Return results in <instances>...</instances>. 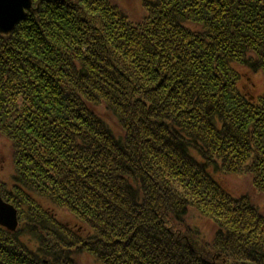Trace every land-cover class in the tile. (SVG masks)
<instances>
[{"label": "trees", "instance_id": "obj_1", "mask_svg": "<svg viewBox=\"0 0 264 264\" xmlns=\"http://www.w3.org/2000/svg\"><path fill=\"white\" fill-rule=\"evenodd\" d=\"M32 4L0 34V264H264V0Z\"/></svg>", "mask_w": 264, "mask_h": 264}, {"label": "rangeland", "instance_id": "obj_2", "mask_svg": "<svg viewBox=\"0 0 264 264\" xmlns=\"http://www.w3.org/2000/svg\"><path fill=\"white\" fill-rule=\"evenodd\" d=\"M116 1L120 3V7L121 8L123 7V9H125L127 13L132 17V19L133 18L139 19L141 14H143L141 0H116ZM241 72L243 74L240 80V85H241L240 88H242L244 92L251 93V95L253 94L256 95L257 93H260L263 90L264 83H263L262 74L260 72L255 74H250L245 70H242ZM11 155L12 154H11L9 142L2 135H0V178L4 181H8L10 179V175L12 174L13 171ZM218 178L220 179L226 190L229 191L234 196H239L241 194H248V195L253 194V190L250 186V181L248 177L235 176V175H222V176L220 175L218 176ZM256 201L258 205L264 207V196L256 197ZM56 213H57V217L60 220L64 222L67 221L70 224L73 222L74 218L67 211L56 208ZM19 226L21 227V225ZM209 228L210 226H207V229ZM20 236L23 241L26 242L29 241L27 245L30 246L31 248H34L36 246V243L34 241H31L32 239L29 240L28 235L21 233ZM72 256L73 259L78 261L79 264H98L97 262L94 261L93 257L87 255L84 252L73 253ZM42 262L46 263L45 260H42Z\"/></svg>", "mask_w": 264, "mask_h": 264}, {"label": "water", "instance_id": "obj_3", "mask_svg": "<svg viewBox=\"0 0 264 264\" xmlns=\"http://www.w3.org/2000/svg\"><path fill=\"white\" fill-rule=\"evenodd\" d=\"M32 8L31 0H0V33L11 32L24 17L25 11ZM0 224L13 230L17 225L16 210L0 196Z\"/></svg>", "mask_w": 264, "mask_h": 264}, {"label": "bare ground", "instance_id": "obj_4", "mask_svg": "<svg viewBox=\"0 0 264 264\" xmlns=\"http://www.w3.org/2000/svg\"><path fill=\"white\" fill-rule=\"evenodd\" d=\"M31 5H33L32 4V0H31ZM14 30V29H13ZM12 30V31H13ZM10 33V32H9ZM9 33H7V34H9ZM1 34V33H0ZM1 196V195H0ZM2 198V197H1ZM9 204V203H8ZM12 205V204H11ZM13 207H14V205H12ZM14 209L15 210H17L15 207H14ZM16 220H17V225H16V227L13 229V230H10V229H8L6 226H4V225H2V224H0V228H3V229H5L6 231H8V232H10V233H15V232H17V228H18V226H19V220H18V215H17V211H16Z\"/></svg>", "mask_w": 264, "mask_h": 264}]
</instances>
